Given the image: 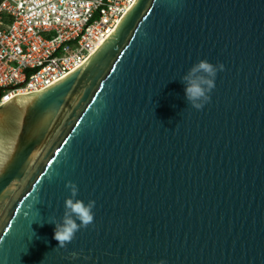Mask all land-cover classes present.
<instances>
[{
	"label": "water",
	"instance_id": "water-1",
	"mask_svg": "<svg viewBox=\"0 0 264 264\" xmlns=\"http://www.w3.org/2000/svg\"><path fill=\"white\" fill-rule=\"evenodd\" d=\"M201 59L225 67L197 110L181 77ZM68 181L94 220L59 246ZM0 264H264V0H136L6 102Z\"/></svg>",
	"mask_w": 264,
	"mask_h": 264
},
{
	"label": "built area",
	"instance_id": "built-area-1",
	"mask_svg": "<svg viewBox=\"0 0 264 264\" xmlns=\"http://www.w3.org/2000/svg\"><path fill=\"white\" fill-rule=\"evenodd\" d=\"M136 0H0V109L83 65Z\"/></svg>",
	"mask_w": 264,
	"mask_h": 264
},
{
	"label": "clouds",
	"instance_id": "clouds-1",
	"mask_svg": "<svg viewBox=\"0 0 264 264\" xmlns=\"http://www.w3.org/2000/svg\"><path fill=\"white\" fill-rule=\"evenodd\" d=\"M224 67L223 63L213 64L207 59H201L181 77L185 98L193 108L200 110L210 101L217 73L223 71ZM65 186L71 195L65 198L64 214L59 221L53 219L51 222L55 224L54 239L58 241L59 246H65L79 229L87 227L94 220L95 201L89 200L86 203L77 198L78 186L74 182L68 181Z\"/></svg>",
	"mask_w": 264,
	"mask_h": 264
}]
</instances>
